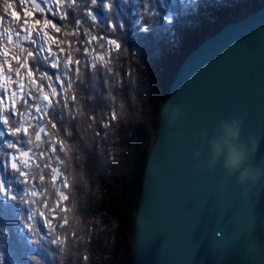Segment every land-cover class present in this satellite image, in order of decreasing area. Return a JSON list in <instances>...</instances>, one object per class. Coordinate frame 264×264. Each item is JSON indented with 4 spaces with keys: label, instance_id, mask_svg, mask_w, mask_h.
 Instances as JSON below:
<instances>
[{
    "label": "trees",
    "instance_id": "16d2710c",
    "mask_svg": "<svg viewBox=\"0 0 264 264\" xmlns=\"http://www.w3.org/2000/svg\"><path fill=\"white\" fill-rule=\"evenodd\" d=\"M105 3H111V10L104 9ZM263 4L264 0H97L92 5L90 0H78L77 7L68 9V20L49 17L67 25V30L81 20V41L85 39L83 29H91L93 35L118 40L122 48L119 53L113 52L112 72L99 62L92 69L91 57L74 53L82 63L79 76L68 71L73 81L67 92L68 105L62 103L50 110L58 135L71 146V159L59 149L57 153L67 161L65 174L72 187L65 190L70 199L64 202L71 209L67 213L69 225L57 228L56 233L43 236L46 232L42 225L38 228L43 235L27 227L34 205L19 199L23 196L21 176L11 170L14 150L6 144L17 142L25 149L29 145L23 142L26 137L9 136L0 123V132L4 133L0 136V178L4 177L10 194L18 197L13 201L0 193L2 264H130L145 164L171 81L185 56L203 39ZM88 10L100 19L95 23L87 20ZM113 24L116 31L111 30ZM57 35L64 38L62 33ZM106 39L92 47L106 44ZM31 63L42 72L68 79L63 76V66H43L38 58ZM72 95L76 101L71 100ZM112 112L117 119H111ZM10 122L16 126L17 117L12 116ZM105 123L110 126L104 128ZM44 171L47 177L49 170ZM46 184L52 194L51 206L54 189L47 179ZM57 234L67 237L65 244L52 242Z\"/></svg>",
    "mask_w": 264,
    "mask_h": 264
},
{
    "label": "water",
    "instance_id": "95a60500",
    "mask_svg": "<svg viewBox=\"0 0 264 264\" xmlns=\"http://www.w3.org/2000/svg\"><path fill=\"white\" fill-rule=\"evenodd\" d=\"M169 102L188 119L170 125ZM232 117L243 119L245 138L260 137L253 162L264 167V4L203 39L171 81L145 164L130 264H264V248L249 250L264 247V189L244 197L235 177L220 166L200 170L194 157L203 150L207 158V149L193 133Z\"/></svg>",
    "mask_w": 264,
    "mask_h": 264
},
{
    "label": "snow or ice",
    "instance_id": "6c2138e0",
    "mask_svg": "<svg viewBox=\"0 0 264 264\" xmlns=\"http://www.w3.org/2000/svg\"><path fill=\"white\" fill-rule=\"evenodd\" d=\"M90 2L92 5L97 4V0ZM18 5L22 16L16 11V3L2 0V11L7 16L0 15V123L6 126L9 136L27 138L23 141L29 145L27 149L22 148L17 142H7L6 146L15 153L10 156L11 170L23 177L22 183L28 185L24 195L19 199L30 206L38 205L28 219L33 220L39 216L49 233H56L57 228L69 225L67 213L71 209L64 202L70 199L69 192L65 190L72 187L65 174L64 166L67 161L57 153L59 149L60 153L71 159V146L58 135L57 124L52 122L49 115L50 110L62 103L65 107L68 105L67 92L73 87L72 77L68 75V71H74L79 76L82 63L81 59L75 58L74 53L91 57L92 69H96L99 62L108 72H112L110 65L113 52L119 53L122 45L116 39L93 35L91 29H83L85 39L81 41L79 37L83 21L76 20L74 27L67 30V25L58 24L56 20L49 18L51 16L60 21L68 20V9L77 7L78 0H18ZM104 7L111 10L112 5L108 3ZM87 15L92 22H97L94 12L89 10ZM120 27H123V24ZM111 30L116 31V25H111ZM61 33L64 38L58 37L57 34ZM104 39L106 44L98 43L96 47H92L94 43ZM26 44L37 47L32 49L26 47ZM74 44L81 46L74 47ZM37 55L47 61L53 69H60L63 66L65 69L63 76H67L68 79L65 80L62 76L54 77L46 71H40L38 67L34 68L31 61L36 60ZM60 89L64 90L63 93ZM76 99L75 95L71 96L72 101ZM12 116L17 117L16 126L10 122ZM111 119H117L116 112L111 113ZM109 126V123L103 125L104 128ZM3 134L0 132V136ZM45 169L49 170L47 177ZM46 179L54 189L55 200L51 206L49 199L52 194L49 192ZM0 193L13 201L18 199L16 195L10 194L2 178ZM55 220L61 223H56ZM27 227L35 231L32 224H28ZM66 239L67 237L57 234L52 242L63 245Z\"/></svg>",
    "mask_w": 264,
    "mask_h": 264
},
{
    "label": "clouds",
    "instance_id": "9594fccd",
    "mask_svg": "<svg viewBox=\"0 0 264 264\" xmlns=\"http://www.w3.org/2000/svg\"><path fill=\"white\" fill-rule=\"evenodd\" d=\"M166 107L170 125L183 123L188 119L189 114L183 105L169 102ZM243 123L242 118L221 119L211 132L206 129L194 132L193 139L206 146L207 158H201L203 150H197L194 157L200 161L198 169L214 170L220 166L229 177H235L236 182L243 187L244 197L252 191L258 198L261 189H264V167L253 161L260 151L261 139L251 133L245 138ZM258 248L264 247L250 245L249 250L256 255Z\"/></svg>",
    "mask_w": 264,
    "mask_h": 264
},
{
    "label": "rangeland",
    "instance_id": "374dc122",
    "mask_svg": "<svg viewBox=\"0 0 264 264\" xmlns=\"http://www.w3.org/2000/svg\"><path fill=\"white\" fill-rule=\"evenodd\" d=\"M10 2H13V3H16L17 4V8H16V11H18V12H20V14H21V16L23 15V13H22V11L20 10V8H19V5H18V0H10ZM106 4V3H105ZM104 4V5H105ZM104 5H103V7H104ZM104 9H107L106 7H104ZM108 10V9H107ZM89 11V10H88ZM88 11H86V18H87V20H89V21H91V18L87 15V12ZM91 11V10H90ZM93 12V11H92ZM0 15H5V16H7V14L6 13H4L3 11H2V0H0ZM51 17V16H50ZM100 18L97 16V20H99ZM5 23H7V21L5 22ZM26 47H30V48H32V49H36V45H31V44H26L25 45ZM37 58H38V61H39V63L41 64V65H43V66H49V64H48V62L47 61H45L41 56H39V55H37ZM50 67V66H49ZM55 76H59L58 74H56ZM58 86V85H57ZM59 87V86H58ZM60 91L62 92L63 91V89H60ZM41 123H42V121H41ZM109 132H111V129H110V131ZM154 132H152V134H153ZM108 134V133H107ZM154 136H155V133H154ZM107 139L108 140H110V142H112V139H110V138H108L107 137ZM109 142V147H112L111 149L113 150V145L111 144ZM108 147V148H109ZM108 151H109V149H108ZM15 154V153H14ZM22 180H23V177H20V182L22 183ZM28 188V186H27V184H25V183H22V189H23V191H22V195H24V192H25V190ZM36 207H38V205H34L33 206V208H32V211L30 212V214H29V216H31L32 215V212H33V209L34 208H36ZM29 216H28V218H29ZM29 223L30 224H32L33 225V227L35 228V230H38L39 231V234H41V235H43V232L38 228L39 227V225H42L43 227H44V229H45V234L43 235V236H46L47 234H50L49 233V230L47 229V227H45V225H44V222H43V219L41 218V217H39V216H36L33 220H29ZM39 224V225H38Z\"/></svg>",
    "mask_w": 264,
    "mask_h": 264
}]
</instances>
